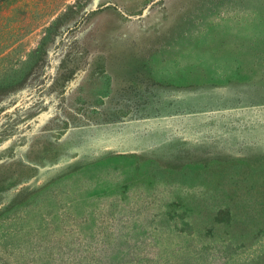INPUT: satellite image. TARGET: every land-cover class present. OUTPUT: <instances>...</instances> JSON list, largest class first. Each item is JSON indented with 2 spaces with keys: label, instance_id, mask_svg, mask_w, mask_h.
<instances>
[{
  "label": "rangeland",
  "instance_id": "374dc122",
  "mask_svg": "<svg viewBox=\"0 0 264 264\" xmlns=\"http://www.w3.org/2000/svg\"><path fill=\"white\" fill-rule=\"evenodd\" d=\"M0 264H264V0H0Z\"/></svg>",
  "mask_w": 264,
  "mask_h": 264
}]
</instances>
